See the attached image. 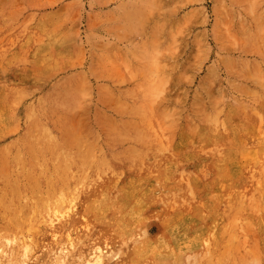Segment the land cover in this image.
<instances>
[{"label": "rangeland", "instance_id": "obj_1", "mask_svg": "<svg viewBox=\"0 0 264 264\" xmlns=\"http://www.w3.org/2000/svg\"><path fill=\"white\" fill-rule=\"evenodd\" d=\"M74 195L78 255L142 203L115 249L160 250L125 264H264V0H0V242L46 252L35 227ZM164 214L200 226L172 244Z\"/></svg>", "mask_w": 264, "mask_h": 264}, {"label": "bare ground", "instance_id": "obj_2", "mask_svg": "<svg viewBox=\"0 0 264 264\" xmlns=\"http://www.w3.org/2000/svg\"><path fill=\"white\" fill-rule=\"evenodd\" d=\"M216 136L217 134L215 130H211L206 137V139L208 140L207 143L217 142L219 138ZM219 175L220 177L215 184V189L219 197L222 198L224 196V192L230 187L233 186L235 187L239 185L241 183V180L244 178V176H247V173L238 164L237 167H231L224 171H220ZM159 178L161 182H164L165 172L160 173ZM202 196L204 197L205 194L204 195L202 194ZM79 200H80L79 195L78 196L74 195L72 198H69V200H67L64 196H61V198L57 201L56 204L47 206L46 211L41 216L40 221L37 223L36 227L33 225L35 228L39 230V234L41 236L51 238L52 240V243L48 244L49 247L48 249L46 248L47 249L46 252L35 250V254L37 253L36 254L37 257L33 259V257H35L34 256L35 254L33 255V252L31 253L32 249L30 248L31 245L28 244L27 242L28 240L21 239V241L19 240L20 242H18V240H16L18 238H14L15 237L14 235V237L12 236V240L8 238L6 243L0 242V264H68V263L73 264L71 263L72 261H76V259L79 260L81 259V257L85 256L86 253L85 255L77 254L79 249L77 250V245L75 244L74 239L71 237L72 235L71 232L77 230L78 226L81 223V216L77 214V211H79L77 202H79ZM163 201L165 202V205L167 207L171 203L166 196H164ZM137 205L138 206L135 208V206L132 207L129 204L132 213L129 212V214H127L124 212V214H122L118 218H114L115 216L113 218L111 217L107 220L106 226L99 228L100 238L105 237L112 239L113 245L111 248L113 251L109 252L107 249L108 247L104 248L99 245L94 246V248L89 250L90 253L86 255V257L84 258L83 264H106L107 260L105 259L107 258H109L107 263L125 264L128 263L129 260H131V257L133 255L138 256V252L142 251L143 247H145L144 249L147 250L146 258H149L151 255L153 257L156 256V253L159 252L160 248H158L157 245L152 243H149L148 245L147 241L143 242L137 248L129 247L128 250L130 251H128V253H124L125 250L123 249H115L116 241L124 236H127L128 232L130 231V228L136 225L140 221L137 216L140 215L142 210L147 206L145 204L146 206L142 208V203ZM161 218H163L161 221V225L163 227L162 238L164 241H169L172 244H177L178 241L184 236V234H190L192 237H194V233L193 231L191 232V228L194 227L196 229L200 226V220L198 219L197 216L194 217L191 216V218H185V216L183 217H180L178 215L167 216L166 214H164L161 216ZM53 239L57 241L54 242ZM189 246H193V243H191V245ZM123 257H125L124 260Z\"/></svg>", "mask_w": 264, "mask_h": 264}]
</instances>
